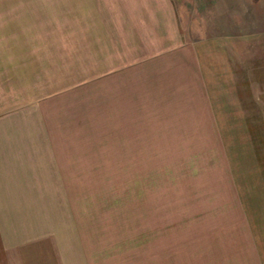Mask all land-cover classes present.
<instances>
[{
    "label": "rangeland",
    "instance_id": "rangeland-1",
    "mask_svg": "<svg viewBox=\"0 0 264 264\" xmlns=\"http://www.w3.org/2000/svg\"><path fill=\"white\" fill-rule=\"evenodd\" d=\"M0 69V264H264V0H0Z\"/></svg>",
    "mask_w": 264,
    "mask_h": 264
},
{
    "label": "crops",
    "instance_id": "crops-1",
    "mask_svg": "<svg viewBox=\"0 0 264 264\" xmlns=\"http://www.w3.org/2000/svg\"><path fill=\"white\" fill-rule=\"evenodd\" d=\"M1 71V69H0ZM1 75V73H0ZM8 149V145L7 144H3L0 140V198L3 197H18V193L14 192V190L16 189V185L13 184V181L16 180V175H17V180H18V174H14V178L12 176L13 173H8L5 171H2L1 166L3 165V163L5 162L3 159L5 158V156L7 157L8 154H6ZM7 173V174H5ZM22 179V178H21ZM10 180H13L12 183L10 184ZM21 195V194H20ZM23 195V193H22ZM4 205H8L6 204L5 201L1 202L0 201V214H2L6 209H3ZM2 221V219H1ZM0 221V223H1ZM2 234V238H3Z\"/></svg>",
    "mask_w": 264,
    "mask_h": 264
}]
</instances>
